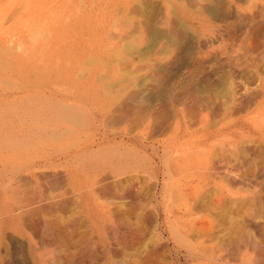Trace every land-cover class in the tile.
<instances>
[{
  "label": "rangeland",
  "instance_id": "rangeland-1",
  "mask_svg": "<svg viewBox=\"0 0 264 264\" xmlns=\"http://www.w3.org/2000/svg\"><path fill=\"white\" fill-rule=\"evenodd\" d=\"M20 13L30 14L19 17ZM90 16L94 21L89 26L95 32L91 42L101 50L84 57L80 43ZM146 18L153 31L164 35L147 53L144 49L151 34L143 28ZM119 32L125 38L110 41L109 33ZM107 41L111 42L108 47L104 46ZM62 46L69 50L77 47L82 54L72 55L71 60L65 55V60ZM107 49L112 54H107ZM58 74L78 78L82 90L93 82L91 98L113 102L130 86L127 92L139 94V100L132 103L136 106L165 105L170 112L178 107H199V114L206 112L208 119L198 112L193 115L191 110L181 124L189 126L197 144L194 150L212 159L213 173L225 194L212 214L213 222L216 230L229 222L237 224L238 255L231 260L227 250H222L223 256L227 254L224 260L212 259L195 240L190 244L191 253L181 240L169 238L167 245L169 232L177 228L171 213L152 224L144 243L156 245L159 264H264V0H4L0 7V213L13 205L14 194L23 198L35 195V186L26 195L4 187H13L14 171L19 168L33 183L22 167L30 161L35 144L62 136L73 140L94 130L89 99L73 96L77 87L65 85L68 90L58 83L56 94L48 92L47 80ZM109 84L117 85L109 87L108 93ZM242 103L247 107L242 108ZM175 120L173 115L169 119ZM120 123L112 127L119 129L124 125ZM163 131L158 128L156 136L169 135ZM84 160L81 157L77 163ZM49 172L42 169L40 173ZM75 200L80 210V199ZM76 215L81 218L83 213ZM14 227L2 240L0 264H34L30 238L39 242L41 232L27 228L19 235ZM116 232L121 241V230ZM101 235L103 245H92L90 238L86 247L92 250L93 246L97 254L103 251V262L89 264H133L115 257L109 235ZM48 256L44 264H58L52 252ZM37 264L43 263L38 259Z\"/></svg>",
  "mask_w": 264,
  "mask_h": 264
},
{
  "label": "bare ground",
  "instance_id": "bare-ground-1",
  "mask_svg": "<svg viewBox=\"0 0 264 264\" xmlns=\"http://www.w3.org/2000/svg\"><path fill=\"white\" fill-rule=\"evenodd\" d=\"M3 1L0 0V7ZM213 10L212 8L209 11ZM13 13L16 14L15 10ZM29 14L20 13L18 16ZM93 19L92 16L87 19L89 24L86 23V29L82 31L83 40L80 46L84 57L101 50H97L94 41L91 42L95 33L90 27ZM145 21L144 31L146 29L150 31L148 35L151 34V42L144 49L147 53L154 49L164 35L156 29L153 31L147 18ZM200 23H205L203 18ZM181 35L184 36L183 33ZM108 38L110 41L120 40L125 38V34L109 33ZM109 43L111 42L107 41L104 46L108 47ZM43 45L47 46V43ZM60 49L63 56L66 55L69 60L72 55L82 54L77 47L69 50L62 46ZM108 49L107 54H112L113 51ZM9 51L12 52V49ZM64 59L67 60L66 57ZM38 70L40 72V69ZM77 79H71L67 74H58L47 80L45 86L51 94H56L59 90H55L58 83L68 90L70 89L67 86L77 87L73 96L89 99L94 130L91 134L83 132L84 136L75 137L73 140L62 136L58 140L45 139L35 144V150L29 156L30 161L22 167L23 171H27V175L33 178L34 184L20 174L22 170L19 168L14 171L13 181H16H12L13 187H4L6 191L24 195L28 194L33 186L37 191L35 190L33 197L27 198L14 194L13 205L10 202L11 206L0 213V246L8 230L17 224L14 229L18 233L26 232L27 228L41 232L39 242L30 238V255L34 264H37L38 259L44 264L50 257V252L54 254L55 263L58 264H89L93 261L99 263L103 262V251L97 254L93 246L92 250L86 246L91 239L93 244H90L103 245V233L109 235V243L116 247L112 250L113 255L120 257L121 262L130 260L133 264H159L156 245L153 242L144 243V240L150 234L152 224L160 221L163 214L168 216L171 213L177 220V228L169 232L167 245L169 238L174 241L181 240L188 253H191L190 244L195 240L203 254L212 259L224 260L228 253L229 259H236L239 227L234 222H229L222 230H216L212 218V214L220 207L225 197L223 186L218 183L213 173L212 159L203 156L198 152L200 150H194L197 144L191 139L193 134L189 126L181 124V119L191 114V110L192 114H199V107L194 105L193 107L198 108L192 107L194 111L187 106L174 110L171 108L173 112L165 105H161L162 108H142L132 104L139 100V94L127 92L130 86L124 88V92H119L121 90L118 89V95L121 93L124 98H121L122 95H119L121 99L117 96L119 100H116L114 105L116 101H104L98 96L91 98L93 82L87 83L85 90H82L80 80L78 82ZM117 84H109L106 87L112 88ZM129 84L132 82H128ZM127 93L129 95L126 97ZM242 105V108L247 107L244 103ZM205 113H200L204 115L200 117L206 118ZM172 115L177 118L174 122L169 121ZM115 122L124 125L116 129L112 127ZM158 128H163L169 135L164 138L157 137ZM81 157H85V160L77 163ZM67 166L73 168L64 169ZM62 168L64 173L60 172V169L63 171ZM42 169L51 172L41 174ZM76 197L81 202L80 210H77ZM76 212L83 213V216L79 218ZM118 228L122 232L121 241L116 232ZM224 231L229 235L227 239V236L224 237ZM160 236H164L163 231ZM209 243L212 245H207ZM47 247H52V250H47ZM222 250H227V254L223 256Z\"/></svg>",
  "mask_w": 264,
  "mask_h": 264
}]
</instances>
